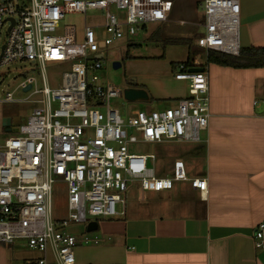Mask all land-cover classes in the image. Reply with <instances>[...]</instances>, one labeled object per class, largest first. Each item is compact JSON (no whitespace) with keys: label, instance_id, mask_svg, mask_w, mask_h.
<instances>
[{"label":"built area","instance_id":"1","mask_svg":"<svg viewBox=\"0 0 264 264\" xmlns=\"http://www.w3.org/2000/svg\"><path fill=\"white\" fill-rule=\"evenodd\" d=\"M172 7V0H0V67L26 64L15 89L0 88V102H16L21 93L38 96L26 124L0 144V243L24 238L43 254L26 264H79L75 248L80 241L70 233L71 224L87 226L124 214L133 187L163 192L188 182L206 194L207 179L189 177L181 159L165 175L155 166V154L130 150L138 142L202 141L210 95L201 55L175 74L189 83L188 96L163 110L128 107L124 91L129 86L103 83L98 75L109 44L134 43L140 27L169 22ZM201 7L204 32L196 46L239 55L240 1L203 0ZM89 11L103 12L105 22L85 24L81 40L75 25L61 29L66 14ZM48 67L63 70L58 86L50 84ZM61 187L67 215L58 218L53 201ZM252 238L264 251V220Z\"/></svg>","mask_w":264,"mask_h":264},{"label":"crops","instance_id":"2","mask_svg":"<svg viewBox=\"0 0 264 264\" xmlns=\"http://www.w3.org/2000/svg\"><path fill=\"white\" fill-rule=\"evenodd\" d=\"M239 1L240 47H264V0ZM199 54L209 73L210 117L202 141L189 144L194 156L203 147V170L196 175L184 164L189 177L207 179L206 194L178 182L168 192L137 189L139 199L126 195L124 214L99 220L95 236L85 238L88 243L79 240V264H264V251L255 248L252 238L264 220V67L206 65ZM187 58L171 62L174 74ZM144 77H136L137 86L148 91L149 102L163 98L176 105L188 96V82H167L156 73L151 78L164 82L154 90L141 81ZM3 118L0 105V133L6 131ZM30 260L35 259L25 264Z\"/></svg>","mask_w":264,"mask_h":264},{"label":"rangeland","instance_id":"3","mask_svg":"<svg viewBox=\"0 0 264 264\" xmlns=\"http://www.w3.org/2000/svg\"><path fill=\"white\" fill-rule=\"evenodd\" d=\"M172 2L173 7L170 22L164 24L150 23L147 25V30L140 27L135 42L132 43L133 45H130L126 39H122L106 47L107 59L103 64V68L98 72L101 82L124 88L129 86V78L132 76L144 77V75H151V77H155L156 73H160V75L164 74L166 77L163 78H165L167 82L173 78L176 80L171 62L185 59L188 55V47L179 44L177 41L170 44H165V41L169 38H190L193 43L196 44L198 37L204 32V27L202 26L204 23V16L201 7L203 0H172ZM104 22V13L100 11H89L86 14L71 13L66 14L65 18L61 21V29L65 25H75L78 31V40H81L85 24L102 25ZM158 29H161L159 35L150 40V36ZM162 56L164 57L162 58ZM114 62H120L121 67L114 69ZM25 65L26 64L17 61L0 67V70H5L4 73H0V88L4 87L6 91L15 89L20 83L21 77L19 76L22 73L21 69L24 68ZM62 72L63 70L61 69L48 67L47 76L52 86H58L60 84ZM7 74L10 75L9 78L6 77ZM151 77H144L145 79L141 78L143 79L141 81L144 82V80H146L148 83L147 86L152 87V85H154L156 87L154 90H158V87L160 84L162 86V81L164 82V80H162V78L158 80ZM17 93H20V91ZM28 97L29 93H21L18 96V101L0 104L4 112L3 120H11L9 126L10 131H1L0 133V144H3L5 140L18 133L20 127L26 124L33 108L36 106L33 101L38 99L37 95L30 98ZM152 99L153 102H129L128 107L153 111L174 106L173 102L166 99L164 100L163 98L152 97ZM163 147L165 151L169 149L167 154L164 153ZM192 148L193 146L189 143H169L168 145H161L138 142L130 145V150L133 153L155 154L157 156L155 166L160 173L164 172L165 175L171 173L172 164L176 159L183 160V162L187 164L190 173L200 175L203 170V155H201L203 154V147L200 148L201 153L199 155L195 153V156ZM163 156H166V158L163 159ZM127 195L131 199L136 197L139 199L141 196L137 188L134 187L127 191ZM66 202L67 198L65 191L64 188L61 187V192L55 193L54 195L53 204L56 217H65L67 215ZM117 208L121 209V205L118 204ZM71 226L69 231L75 235L78 240H85V238L90 240L96 234V232L85 233L86 226L83 224H71ZM74 228L78 230H73ZM42 256L43 254L40 251L30 248L27 240L24 238L15 239L14 244L0 243V264H25L27 259H38ZM2 260L4 261L1 262Z\"/></svg>","mask_w":264,"mask_h":264},{"label":"trees","instance_id":"4","mask_svg":"<svg viewBox=\"0 0 264 264\" xmlns=\"http://www.w3.org/2000/svg\"><path fill=\"white\" fill-rule=\"evenodd\" d=\"M145 28V27H144ZM158 35V31L154 33L152 39ZM177 41L179 44L187 46L188 58L183 63L184 69L193 66V59L196 54L202 53L206 65L214 63L220 66L233 68H263L264 67V47L241 48L239 55L227 54L215 50L205 52L203 49L196 46L192 39H172L166 40L165 44ZM131 45V44H130ZM143 88V87H142ZM6 129V128H5Z\"/></svg>","mask_w":264,"mask_h":264},{"label":"water","instance_id":"5","mask_svg":"<svg viewBox=\"0 0 264 264\" xmlns=\"http://www.w3.org/2000/svg\"><path fill=\"white\" fill-rule=\"evenodd\" d=\"M120 67H121L120 62L113 63L114 69H118ZM191 70L196 71L197 69H191ZM124 97L127 101H130V102H145V101H149L150 99L148 91L145 88H141L137 86V78L135 76H132L129 78V87L125 89ZM10 124H11L10 119L3 120V126L7 128L6 131H10V128H9ZM97 228H98L97 221H91L87 225L86 230L87 232H94L97 230Z\"/></svg>","mask_w":264,"mask_h":264}]
</instances>
